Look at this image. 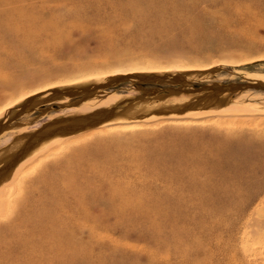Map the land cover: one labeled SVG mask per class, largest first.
Listing matches in <instances>:
<instances>
[{
	"label": "rangeland",
	"instance_id": "rangeland-1",
	"mask_svg": "<svg viewBox=\"0 0 264 264\" xmlns=\"http://www.w3.org/2000/svg\"><path fill=\"white\" fill-rule=\"evenodd\" d=\"M172 65L222 71L198 83L95 93L124 108H153L224 87L226 99L252 112L159 119L41 145L52 150L25 160L35 165L28 192L18 187L0 211V224L24 219L30 242L23 247L3 226L0 264H264L245 250L264 246L245 235L264 198V122L244 120L264 109V89L254 82L264 81V0H0V107L80 76ZM100 96L22 116L0 135V151L56 118H75L80 104L104 105ZM236 204L250 207L239 215Z\"/></svg>",
	"mask_w": 264,
	"mask_h": 264
},
{
	"label": "bare ground",
	"instance_id": "bare-ground-1",
	"mask_svg": "<svg viewBox=\"0 0 264 264\" xmlns=\"http://www.w3.org/2000/svg\"><path fill=\"white\" fill-rule=\"evenodd\" d=\"M211 69L212 66L209 65H197V66L172 65L167 67H160V66L133 67L131 70H112V71L101 72L93 75L91 74L88 76H80L75 79L66 80L65 82H60L57 84L45 86L36 89L32 92L20 93L17 97L10 99L8 103L0 107V119L6 117L14 109L18 108L20 105H22L24 102L28 101L29 99L39 94H43L62 87L63 88L75 87L119 75H131V74L158 75V74H165L171 72H185V71H192L193 73H198V72L208 71ZM224 89H225L224 87L222 88L215 87L212 88L211 90L207 89L205 91H202V94L197 93L194 98L195 100L191 101L187 105L165 104L162 102L160 105L153 108L152 107L148 108L147 106L146 108H140L136 104L124 108L125 105L120 106L119 105L120 103L117 104L115 103V101L112 103L111 100H107L106 98H104L105 97L103 96L104 92L102 91H101L102 93L101 92L93 93L89 96H86V98L87 97L89 98L96 95H101L100 97H103V99L106 102L104 105H101L96 109H88L84 104L82 105L80 104L78 105L79 108L76 114H74L75 118L69 120L63 118H56L57 120H54L49 124H46L43 128H41L37 132L34 130L33 133L20 135L15 139V141L11 145L0 151V167H1L0 172L2 170H3L2 172H4V174L2 175V177H0V179L3 178L4 176L7 177L12 176L16 178L19 175V177L15 180V183H13L12 185L8 187L0 185V211L6 210L5 207L7 206L10 200L9 197H12L14 194H16L18 187L21 188L23 187V189L24 190L27 189L28 192V187L29 185H31L30 180H27L28 174L34 169L35 165L33 166L32 164L31 166L25 167L24 164L25 160L26 159L32 160L37 154H40L39 156L41 157L37 156L38 157L37 161H39L41 158H46L52 150V149H48L46 151L43 150L40 151L41 145L54 141L57 142L59 146V144L61 145L66 142H69L70 140L79 139L83 137L85 132L89 130H90L89 135L94 136L97 134L114 132L121 128L135 129L136 126H139L142 123L151 122L159 119H191V121H193V118H200L203 116L216 117V118L224 116L225 118L227 115L230 114H233V116H235L234 114H239L238 112L240 111H246L247 113L252 112L251 109H247L246 107L245 108L240 107L241 105L240 106L234 105L228 99H226V97L224 96ZM262 110H256V113L254 115L246 116L247 118L245 119L243 118V119L248 120L250 122H254L257 120L264 122V118L255 116L256 114H260V113L264 115V109ZM15 127L16 126H13V128ZM11 128L12 127H10L9 129ZM2 133L3 132H1L0 135ZM31 143H34L33 145L38 147L31 146ZM31 147L33 148L31 149ZM13 156L19 159V161L17 160L18 162H16L17 163L16 167L12 165L15 162L9 164ZM238 158H241L242 160L245 159V157L242 155H239ZM37 161L34 160V164L35 162L37 163ZM229 161L230 160L226 162L228 166L232 167ZM6 165L7 167H5ZM32 190H35V188H33ZM16 197H18L19 199L22 198L21 194H19ZM19 203L21 204V202ZM236 205L237 208H235V211H237L238 207H240V209H238L239 211L235 212V214H239V215L245 213L250 207V206L241 207L238 206L239 204ZM252 209L253 210H251L250 217L248 221H246L248 224V229L245 232L246 236L248 234V237H246L248 238L246 243H250V238L251 240L260 239L261 241H264V198H262L258 202V204ZM18 211L19 209L16 212ZM18 221L16 225H15L16 222H14L13 225L10 224L3 225L4 223H1L0 229L3 226H7V227H3V229L10 230V228H12L13 230H15L16 233L18 234V239L22 241L23 247H26V245L30 242L29 241L30 239L27 234L26 235L23 234L24 231H21V228L24 223V219H22L20 222ZM243 223L246 224L245 222ZM246 247L247 248L245 250L247 252H252L254 253V255H258V256L259 255L264 256V246L262 248H254L248 246L247 244ZM11 252H9V255ZM21 254L23 253L21 252ZM15 256L20 257L19 253H16Z\"/></svg>",
	"mask_w": 264,
	"mask_h": 264
},
{
	"label": "water",
	"instance_id": "water-1",
	"mask_svg": "<svg viewBox=\"0 0 264 264\" xmlns=\"http://www.w3.org/2000/svg\"><path fill=\"white\" fill-rule=\"evenodd\" d=\"M221 71V68L215 67L211 70L198 73L171 72L151 76H144L140 74L119 75L75 87L58 88L29 99L18 108L14 109L6 117L1 118L0 133L8 129L13 122L22 116L32 113L44 106L69 100L82 99L99 90L109 89L122 84H133L137 86H166L181 82L198 83L216 76V74ZM254 82L257 87L264 89L263 81L257 80Z\"/></svg>",
	"mask_w": 264,
	"mask_h": 264
}]
</instances>
